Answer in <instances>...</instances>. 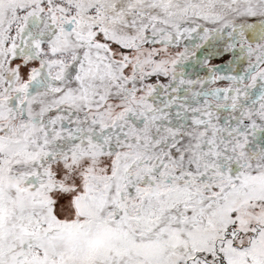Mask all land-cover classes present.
Listing matches in <instances>:
<instances>
[{"label":"snow or ice","instance_id":"1","mask_svg":"<svg viewBox=\"0 0 264 264\" xmlns=\"http://www.w3.org/2000/svg\"><path fill=\"white\" fill-rule=\"evenodd\" d=\"M0 264H264V0H0Z\"/></svg>","mask_w":264,"mask_h":264}]
</instances>
